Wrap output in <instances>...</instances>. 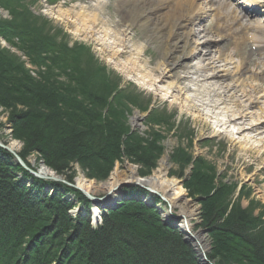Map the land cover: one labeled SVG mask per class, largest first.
<instances>
[{
  "label": "trees",
  "instance_id": "obj_1",
  "mask_svg": "<svg viewBox=\"0 0 264 264\" xmlns=\"http://www.w3.org/2000/svg\"><path fill=\"white\" fill-rule=\"evenodd\" d=\"M0 5L25 26L26 33L21 36L26 39L14 41L8 32L11 23L1 16L0 38L32 57L35 54L31 51L36 49L50 56L31 60L34 66L45 68L35 78L0 39V103L11 111L14 135L25 144L22 157L39 152L45 165L58 175H67L79 165L87 177L99 181L106 180L116 162L124 159L142 166L141 176L150 175L164 153L161 139L151 132L145 133L151 139L142 136L124 117L129 107L125 95L134 97L135 102L130 100L135 104H140L141 95L131 87L118 91L115 76L90 48L57 46V35L51 34L47 21L33 14L28 5H18L15 0ZM18 104L27 110L18 109ZM159 118L165 121L167 117L153 114L149 120ZM175 154V160L185 167L187 158L180 157L183 154L178 151ZM11 156L0 147V264H52L62 259L61 264H200L178 229L162 225L151 214L154 208H134L127 202L120 211L107 214L101 227L93 229L89 215L70 217L68 212L74 205L60 194L46 199L19 184L17 173L34 176L11 164ZM71 175L68 181L73 183ZM215 176L214 169L195 168L185 183L193 193L207 196L202 202L203 226L213 240L209 259L217 264H264L260 219L250 209L233 205L237 185L221 180L216 186ZM34 179L41 185L47 183ZM49 183L57 191L67 188L89 202L67 184ZM40 200L45 206L38 205Z\"/></svg>",
  "mask_w": 264,
  "mask_h": 264
},
{
  "label": "bare ground",
  "instance_id": "obj_2",
  "mask_svg": "<svg viewBox=\"0 0 264 264\" xmlns=\"http://www.w3.org/2000/svg\"><path fill=\"white\" fill-rule=\"evenodd\" d=\"M255 1L262 3L261 0ZM218 6L223 7L222 11H218ZM231 6L228 0H118L116 13L120 18L119 21H113V16L102 11L101 6L96 11L92 8H84L83 14L77 13L75 17L80 26L77 28L78 33L81 30L95 36L97 32L101 38L96 41L104 52H110L113 59L127 56L126 61L121 65L125 72L128 74L146 72L142 76L143 83L140 84L143 88L147 89L150 85L154 87L153 90L156 93L164 92L165 94H162L164 98L173 97L172 103H189L190 106L196 107L198 119H202L207 125L213 126L214 124V127L227 137L231 135V138L245 134L244 138H237L241 145L245 147L247 144V149H260L264 152V70L248 68L251 56L233 62L234 55L239 52L238 42L245 40L249 35L253 34L254 41L264 51V20L253 19L256 15L250 17L243 15L247 23L240 26L241 22L236 16L241 15V11ZM55 13L61 18L64 15L61 11H55ZM195 15L201 20L198 27L194 23ZM210 18H213L214 21L211 28L207 29L205 24ZM4 20L11 23L8 32L14 41L19 43L26 39V36H21L26 33L25 26L16 22L12 13H9ZM114 22V29L110 32L111 24ZM122 25H124L123 28H121ZM137 26L142 31H146L141 40L133 32L134 27ZM246 26H249V31L246 30ZM245 32L246 34L243 36ZM0 39L5 38L1 37ZM108 40L112 42H108ZM230 40H234L236 45L232 48V53L219 47L220 44H225ZM139 42L156 44L159 54H162V62L152 69H148L146 63L142 64V58L148 54L149 48ZM8 46L7 49L16 53L25 62L35 78H38L37 73L40 70H45L44 67L38 68L31 64L32 59L41 56L45 59L50 57L45 50L31 51L35 54L32 57L9 42ZM91 52L93 53L92 50ZM169 54L172 56L171 59L168 58ZM96 59L99 60L97 57ZM195 59L198 60L197 64L187 63V61ZM227 80L231 82H227ZM186 81L192 86L185 84ZM186 90L192 92L193 100L185 98V96L180 99V95H183ZM175 92L176 94H174ZM260 104L263 105L259 106ZM17 107L20 110H27L22 104H18ZM0 108L8 115L10 123L8 127L11 129V136L15 141L9 145L4 143L0 133V143L6 149L0 147L12 155L9 158L10 163L20 166L36 178L48 176L45 168L47 165L39 152L41 158L38 157V154L35 155H37V160H41L40 163L34 160L33 164L28 159L31 154L26 159L22 157L21 153L24 151L25 144L14 135L15 127L10 119L11 111L1 103ZM257 108H259L258 111H256ZM1 128L3 127L0 125V130ZM132 130L134 129L132 128ZM20 143L23 144L22 150L17 152ZM158 163L159 167L153 174L143 177L132 165L125 164L126 170L124 171H120L121 169L117 166L110 173L109 180L108 178L104 180H108L109 190L104 196L96 197L95 199L98 201H89L88 203L82 201L74 191L67 188L57 191L51 183L41 185L34 177H25L23 172H20L22 178H17L16 181L27 189L38 193L42 198L47 199L57 193L60 194L63 200L74 205L73 211L68 212L70 217L76 219L79 216L89 215L90 221L94 222L93 229L101 227L103 225L101 222H104L107 214L116 210L120 211L121 206L127 202L134 208L135 205L151 210L154 208L155 211L151 214L158 217L162 225L169 228L176 227L184 239L192 244L191 247L196 249L201 256H205L210 247L206 234H210V232L208 228H206L207 230L196 229L195 220L198 217L199 208L193 206L187 197L186 189L180 183L181 181L168 176L169 156L162 158ZM23 164L26 165V168L22 166ZM37 164H41V167ZM96 181L103 182L83 176L78 179L79 189L92 195L97 189ZM118 187L120 189L115 190ZM153 189L162 190L165 196L170 197L168 201L172 205H170L171 211H168L170 215L165 210L168 208L163 209L162 206L169 207L167 201L164 202L162 200L164 197L162 198L161 195L153 194L151 192L154 191ZM136 190L141 191L136 194ZM40 196L39 198L42 199ZM236 199L238 197H234L232 200ZM39 202L38 205L45 206L43 201ZM177 209H179L178 212ZM46 215L48 214L40 217ZM63 261L62 259L52 264H61Z\"/></svg>",
  "mask_w": 264,
  "mask_h": 264
},
{
  "label": "rangeland",
  "instance_id": "obj_3",
  "mask_svg": "<svg viewBox=\"0 0 264 264\" xmlns=\"http://www.w3.org/2000/svg\"><path fill=\"white\" fill-rule=\"evenodd\" d=\"M101 1L105 3L88 4L86 3L87 0H15L18 5H28V7H30L31 12L36 16H43L48 18L52 22L50 25H48V29L51 32L57 33L61 29L64 30L65 35H67L68 40L71 41V43H81L84 45V48L90 45L91 50L95 53L96 57L99 58L101 64L104 66L107 65L111 72H114L113 75L115 76V80H117L116 84L119 85L118 91L122 90V88H128L127 83H131L133 84L131 90L135 91L136 93L137 91L141 93L140 104H135L133 103V101L130 100V98H132L135 102L134 97L125 95L126 98L124 99V102L127 103L129 109L127 108V110L125 111L124 117L127 116L130 127L134 130H138L139 132L143 133L142 136L151 139L145 134L146 132H151L153 133V136L155 135L160 137V145L164 148V153L161 157L164 158L166 156H169L168 176L171 178L175 177L181 181L180 183L182 184L184 189H186L187 197L191 200L193 206L199 208V214L197 219L195 220L196 229L207 230L206 227L203 226L204 219L202 202L204 199L207 198V196H203L199 193H193L191 190H189V188L185 186V183L190 180L193 170L195 168L214 169L216 175V186H219L218 184L220 182L218 183V181L221 180H223L229 185L233 184L238 185L239 187L242 184L244 186L242 188L243 190L241 189L243 195L241 194L238 199L234 201L232 200V203L235 205L239 204L242 210L250 209V211L253 212V216L260 219L259 223L262 225L261 229H264V214H262L264 213V152L260 149H247V144L245 145V147L241 145V143L238 142L239 140H237V138L241 137L239 139H242L244 138L243 136H246L245 134L240 135L238 137L234 136V138H231V135L227 137L225 136V134H223L222 131H219L216 127H214V124L213 126L207 125L205 121H203L202 119H198L195 110L196 107L190 106L189 103H172L171 99L173 97L164 98V95H162L165 94L164 92L156 93L153 90L154 87H151L150 85L147 89L143 88L140 84L143 83L142 76L146 72H136L128 74L121 67V65H123V63L126 61L127 56H120L116 57L117 59H113L112 54L110 52H104L100 44L96 41L97 39L101 38L97 32L95 36H92L89 32H82L81 30L80 33H78L77 28H80V26L78 22H76L75 15L77 13L83 14L82 12L84 11V8H92L96 11L101 6L102 11H104L107 15L113 16V21L116 22L120 20L116 13V3L118 0H110L108 2L106 0ZM4 2H8V0H0V4ZM6 8L0 5V16L4 19L8 17L10 13V11ZM55 11L63 12V17H59L58 14L55 13ZM40 22L42 23L44 21L41 19ZM115 22L111 24L110 32L114 29ZM210 25L211 22H208L207 27H210ZM123 27L124 25L121 26V28ZM133 32H135L136 37H138L140 40L143 39L142 37H144L146 34V31H142L138 28V26L134 27ZM108 42L112 41L108 40ZM139 43H142L144 44V46L149 48L148 54L142 58V64L146 63V67H148V69H152L159 62H162V54H159V50L156 48V44H146L145 42ZM1 45L6 48L9 47L8 42L6 40H1ZM232 47V42L222 44L221 46V48H225L229 52H232ZM244 52V50H241L238 56H234V61L238 62L240 58L245 57L246 54ZM168 58H171V54H169ZM147 62L151 63L148 64ZM188 63L191 65H195L196 63H198V60L195 59L193 61H188ZM250 66L252 69L254 68L252 64H250ZM69 73H71V71ZM76 76H79L77 72ZM227 82L231 81L227 80ZM185 84H189V86H192V84L187 81L185 82ZM174 94H176V92ZM192 95L193 94L191 91L186 90L183 95H180V99L182 98V96H185V98L188 97L193 100ZM152 98L157 99L158 104H160L161 106H165L169 109L170 112H175L176 116H179L180 119H183V127H171L172 121L164 122L162 118H159L154 122L149 119H146L148 112L145 110L144 106L147 105L149 100H151ZM262 105L263 104H260L259 106ZM258 109L259 108H257L256 111H258ZM164 113H167V111H165ZM7 116L8 115L4 113V111L0 108V125L3 127L0 130L2 136L1 139L4 143H7L9 145L11 143H14L15 141L11 136V129L8 127L10 123L8 122ZM152 126L154 127L153 129H151ZM208 137L215 139L211 142L203 141L205 138ZM22 146L23 144L21 143L20 146L18 145L17 152L22 150ZM177 151L178 153L183 154L180 157L187 158L188 164H186L185 167L180 166L179 163L175 160V153ZM35 154H38V152L32 153L28 159L33 164L35 163L34 160L40 163L41 160H37V155ZM38 157L41 158L39 154ZM162 158H160V160ZM125 164H129L136 167L139 172L142 169V166L136 163H132L130 162V160L127 159H124V161H117L114 169L119 166V168L121 169L120 171H124L126 170ZM38 165L39 167H41V164H37V166ZM158 167L159 163L157 168ZM45 168L48 173L46 179H52L53 181L56 180L59 182H67L69 175L73 174L71 176L74 181V187H79L78 179L82 178L83 176H86V174L79 165H75L71 171H68L67 175H58L51 168L47 166ZM157 168L153 170L152 174L156 171ZM107 181H96L97 189L95 192H93L92 196H104L105 193L109 190L108 188L110 186ZM130 185L132 186L133 184ZM118 189L120 188L118 187L115 190ZM153 190L166 199L169 207L162 205L163 209H165L166 207L168 208L165 209L166 213H168L169 210L171 211L170 207L172 205L168 202L170 200V197L165 196L162 193V190ZM176 211L178 212L179 209H177ZM168 215L170 214L168 213ZM92 227H94L93 224ZM206 236L207 242L210 246L207 252L209 253L213 246V240L209 237V233H207Z\"/></svg>",
  "mask_w": 264,
  "mask_h": 264
},
{
  "label": "water",
  "instance_id": "obj_4",
  "mask_svg": "<svg viewBox=\"0 0 264 264\" xmlns=\"http://www.w3.org/2000/svg\"><path fill=\"white\" fill-rule=\"evenodd\" d=\"M0 146L3 147V148H5V146H4L2 143H0ZM5 149H6V148H5ZM22 166H24V167L26 168V165H25V164H23ZM41 177H42V178H47L46 176H41ZM142 187H143V186H142ZM81 190H82V189H81ZM82 191H83V190H82ZM83 192H84V191H83ZM94 201H98V200L95 199ZM207 259H208V258H207L206 255L203 256V258H202V260H204V261H206V262L208 261Z\"/></svg>",
  "mask_w": 264,
  "mask_h": 264
}]
</instances>
